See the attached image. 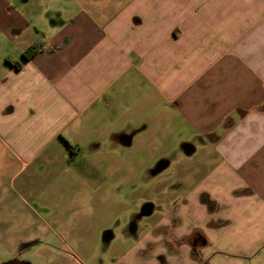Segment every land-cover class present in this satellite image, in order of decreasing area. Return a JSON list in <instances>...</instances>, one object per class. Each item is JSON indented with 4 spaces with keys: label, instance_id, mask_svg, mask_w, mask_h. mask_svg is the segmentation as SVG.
I'll return each mask as SVG.
<instances>
[{
    "label": "crops",
    "instance_id": "obj_1",
    "mask_svg": "<svg viewBox=\"0 0 264 264\" xmlns=\"http://www.w3.org/2000/svg\"><path fill=\"white\" fill-rule=\"evenodd\" d=\"M1 48L0 264H264V0H0ZM172 138L213 158L106 237L93 155Z\"/></svg>",
    "mask_w": 264,
    "mask_h": 264
},
{
    "label": "rangeland",
    "instance_id": "obj_2",
    "mask_svg": "<svg viewBox=\"0 0 264 264\" xmlns=\"http://www.w3.org/2000/svg\"><path fill=\"white\" fill-rule=\"evenodd\" d=\"M2 50L1 48L0 53ZM2 56L0 55V58ZM178 142L179 138H172L167 147L161 148L155 154L144 147L142 150L133 148L128 152L113 151L110 154L106 151L93 155L99 156L98 158L102 160V167L96 169L94 174L99 185L90 190V195L94 194L93 198L96 201H91L87 205L82 202V208L84 211L92 210L96 203L98 210L101 208L98 202L105 198L106 203L100 210L103 211V215H107L106 218L111 217L112 220L108 225L112 226L110 230L107 229L106 237L110 232L120 231L125 226L130 229L133 228V224H140L143 219L140 213L144 206L155 207L154 217L169 209L170 195L173 194L174 189H177L175 185H171L177 173L175 163L209 162L210 158H213L211 148L203 149L198 154L188 157L175 147ZM93 156L87 153L81 154L80 161L88 162ZM170 164L173 165L169 168ZM167 165L169 166L166 168ZM107 166H111V172L106 170ZM43 188L47 187L44 185ZM79 192L84 195V188H80ZM180 192L178 196L186 192V187L183 186ZM94 250L95 248L90 252V256L94 254ZM5 257V253L0 250V261ZM23 258H27L33 264H41L42 256L39 250L34 249L27 251Z\"/></svg>",
    "mask_w": 264,
    "mask_h": 264
},
{
    "label": "trees",
    "instance_id": "obj_3",
    "mask_svg": "<svg viewBox=\"0 0 264 264\" xmlns=\"http://www.w3.org/2000/svg\"><path fill=\"white\" fill-rule=\"evenodd\" d=\"M23 57L24 58H29L30 57V54H29V51H27V52H25L24 53V55H23ZM17 67L19 66L18 64H15ZM69 146V148L71 149V150H73L74 149V147H72V146H70V145H68Z\"/></svg>",
    "mask_w": 264,
    "mask_h": 264
},
{
    "label": "flooded vegetation",
    "instance_id": "obj_4",
    "mask_svg": "<svg viewBox=\"0 0 264 264\" xmlns=\"http://www.w3.org/2000/svg\"><path fill=\"white\" fill-rule=\"evenodd\" d=\"M147 211H149L148 206H144V208H142V210H141V213L144 214V213H146ZM141 213H140V214H141Z\"/></svg>",
    "mask_w": 264,
    "mask_h": 264
},
{
    "label": "water",
    "instance_id": "obj_5",
    "mask_svg": "<svg viewBox=\"0 0 264 264\" xmlns=\"http://www.w3.org/2000/svg\"><path fill=\"white\" fill-rule=\"evenodd\" d=\"M152 212V209L149 208V211H147L146 213H144L145 215H149Z\"/></svg>",
    "mask_w": 264,
    "mask_h": 264
},
{
    "label": "clouds",
    "instance_id": "obj_6",
    "mask_svg": "<svg viewBox=\"0 0 264 264\" xmlns=\"http://www.w3.org/2000/svg\"><path fill=\"white\" fill-rule=\"evenodd\" d=\"M156 239H160L159 237H157Z\"/></svg>",
    "mask_w": 264,
    "mask_h": 264
}]
</instances>
